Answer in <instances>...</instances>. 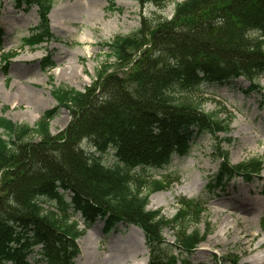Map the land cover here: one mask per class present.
I'll return each mask as SVG.
<instances>
[{
  "label": "trees",
  "instance_id": "obj_1",
  "mask_svg": "<svg viewBox=\"0 0 264 264\" xmlns=\"http://www.w3.org/2000/svg\"><path fill=\"white\" fill-rule=\"evenodd\" d=\"M114 1L109 0L108 11L121 10ZM138 1L158 12L173 3L172 16L141 18L133 33L103 43L113 61L101 64L83 91L55 86L50 77L56 105L33 127L0 116V264H29L30 256L46 264H73L79 252L74 214L87 228L101 222L104 235L119 225H136L145 238L147 264L183 263L208 235L209 229L189 226L200 220L202 209L185 201L171 219L147 210L150 194L164 188L147 172L188 156L200 137L215 141L213 156L219 161L208 192L224 191L234 178L260 179L261 159L232 164L229 152L216 145L219 134L229 133L230 117L205 112L191 95L203 83L239 78L249 83L245 93L260 89L264 0ZM12 2L38 11V24L22 39L24 46L36 48L53 38L48 14L54 0ZM11 56L1 57L5 62ZM42 63L43 69L53 68L47 57ZM121 68L126 71L119 74ZM60 109L70 121L53 135L50 121ZM82 139L92 150L80 149ZM109 151L114 163L105 166ZM261 188L264 196V181ZM165 228L174 232L172 244L162 237Z\"/></svg>",
  "mask_w": 264,
  "mask_h": 264
},
{
  "label": "rangeland",
  "instance_id": "obj_2",
  "mask_svg": "<svg viewBox=\"0 0 264 264\" xmlns=\"http://www.w3.org/2000/svg\"><path fill=\"white\" fill-rule=\"evenodd\" d=\"M183 0H175L181 2ZM79 6H73L74 3ZM120 11H108L109 0H54L48 14L52 39L36 48L24 46L22 39L38 24L36 7L28 11L14 7L12 0H0V116L14 123L33 127L44 111L55 107L50 95L53 85H64L83 91L92 85L96 69L108 59V51L101 47L115 36H126L139 28L141 18L155 16L170 19L174 4L158 12L150 4L138 0H115ZM147 28V26H145ZM12 53L4 62L2 55ZM51 60L53 68L43 69L42 60ZM126 68L119 69V74ZM259 90L245 93L249 83L239 78L228 83H203L193 96L207 113H217L225 120L230 117L229 133L219 134L216 145L229 152L230 163L250 158L262 161L260 179L246 183L234 178L224 191L208 192L207 183L218 168L213 156L215 141L200 137L193 144L189 155L173 158L162 169L148 170L153 179L164 182V188L150 194L146 209L158 211L171 219L185 201L196 202L202 209L200 220L189 226L201 232L209 229L205 241L189 258L180 264H258L257 255H264V73L257 79ZM70 118L60 109L50 121L53 135L63 131ZM1 133V130H0ZM229 139V142L224 140ZM219 142V145L217 144ZM80 149L89 152L88 139H82ZM105 166L114 163L112 151L103 157ZM178 193V194H176ZM171 194V195H169ZM47 208L52 207L45 205ZM78 255L73 264H147L148 250L145 238L136 225H119L107 235L102 223L96 222L89 229L74 214ZM244 228L254 237L249 251L237 233ZM163 239L172 244L174 232L165 228ZM261 245L260 247H257ZM170 248L165 252L169 254ZM39 247L34 249V253ZM169 258V255H164ZM171 258H169L170 260ZM29 264H46L38 256H30Z\"/></svg>",
  "mask_w": 264,
  "mask_h": 264
},
{
  "label": "bare ground",
  "instance_id": "obj_3",
  "mask_svg": "<svg viewBox=\"0 0 264 264\" xmlns=\"http://www.w3.org/2000/svg\"><path fill=\"white\" fill-rule=\"evenodd\" d=\"M75 5L79 6V3L77 4V2H76V3H74L73 6H75ZM176 194H178V193H176ZM169 195H171V194H169ZM236 237L238 238V240L240 241V243L243 246L245 245V247H247V249L249 251H254L257 249V248H251V242L254 239V237L253 236L250 237V235L247 233L246 229L242 228L241 231L239 233H237ZM260 246L261 245H258L257 247H260ZM257 257L258 258L256 259V261L258 262V264H264V255H260V256L257 255Z\"/></svg>",
  "mask_w": 264,
  "mask_h": 264
}]
</instances>
